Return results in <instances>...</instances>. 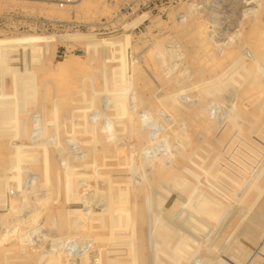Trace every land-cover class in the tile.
Masks as SVG:
<instances>
[{"label":"rangeland","instance_id":"rangeland-1","mask_svg":"<svg viewBox=\"0 0 264 264\" xmlns=\"http://www.w3.org/2000/svg\"><path fill=\"white\" fill-rule=\"evenodd\" d=\"M10 13L15 29L0 41L37 54L21 67L0 46L11 86L10 107L0 109V264H174L190 235L198 251L180 264H264V193L245 210L249 185L264 179V151L247 162L235 155L244 146L236 127L242 136L264 129V41L255 36L264 0H88L65 21L12 11L0 22ZM68 32L121 36L70 44ZM14 34L30 43L3 37ZM68 56L80 66L58 71ZM98 86L104 97L91 104ZM35 125L65 131L54 140ZM221 191L228 208L219 220L191 209Z\"/></svg>","mask_w":264,"mask_h":264},{"label":"bare ground","instance_id":"bare-ground-1","mask_svg":"<svg viewBox=\"0 0 264 264\" xmlns=\"http://www.w3.org/2000/svg\"><path fill=\"white\" fill-rule=\"evenodd\" d=\"M86 1H88V0H82V1H77L76 3H75V5L73 6H69V7H65V8H58V7H55V6H51V5H47V4H40V3H35V2H24V1H18V0H0V15H2L3 13H9V12H12V11H22L23 13H26V14H28V15H37V16H40V17H44V18H47V19H49V21L51 20L52 22L53 21H65L64 19H67L69 16H70V13L71 12H73V14H76V13H78V11H80L81 10V7L85 4L86 5ZM91 5V4H90ZM103 7V6H102ZM80 9V10H79ZM83 10V9H82ZM89 10V9H88ZM96 10H97V8H96ZM10 14H14V13H10ZM203 15V14H202ZM201 16V15H200ZM88 17V16H87ZM75 17H74V15H73V19H74ZM198 18V17H197ZM204 18V17H203ZM47 21V20H46ZM197 22V21H196ZM198 23V22H197ZM202 23H204L203 21L199 24V25H201ZM261 26V25H260ZM256 27H258V28H256L255 30H257V32L256 33H258V34H254L256 37H257V35H258V37L256 38V39H259V40H263L264 41V37H262V35L264 34V26H263V28L262 29H260L259 28V26L258 25H256ZM199 28H201V27H199ZM198 27L197 28H195V31H198V30H196V29H199ZM206 28V27H205ZM213 28V31H215L214 29H217V26L216 25H212L211 26V29ZM255 28V27H254ZM202 29V28H201ZM201 29H200V31H201ZM209 29V28H208ZM31 30H33L32 28H31ZM260 30H261V32H260ZM203 31H205V30H203ZM217 31V30H216ZM209 32V31H208ZM15 33H17V31L15 32ZM165 33V32H164ZM203 33V32H202ZM205 33H206V35L208 34L207 33V31H205ZM260 33H262V34H260ZM26 34V33H25ZM200 34V33H199ZM198 34V35H199ZM210 34V33H209ZM262 37H260V36ZM2 36V35H1ZM0 36V37H1ZM120 36H121V32H115V33H111V34H88V35H84V34H76V33H70V32H68V34H67V39L69 40V42H70V44H72V43H74V42H76V41H80V42H90V41H101L102 42V44H104V45H107L108 43H110V42H113L115 39H117V38H120ZM200 36H201V34H200ZM202 36H204V35H202ZM202 36H201V39H202ZM264 36V35H263ZM3 37H5V38H7V39H9V40H11V41H21V42H28V43H30V39H29V37L27 36V35H25V36H23V35H20V34H14V35H11V36H9V35H6V36H3ZM163 37V36H162ZM207 37V39L206 40H203L204 39V37H203V41H207V45H208V43L209 44H211L210 42L212 41V38H210V35L209 36H206ZM208 37H209V39L211 40L210 42H209V40H208ZM212 37H213V35H212ZM260 37V38H259ZM205 44V43H204ZM203 44V45H204ZM153 45V44H152ZM199 45H200V43H199ZM202 45V44H201ZM199 46V48L200 47H204V46H207V45H204V46ZM0 46L1 47H3V50L9 55V56H12V57H14V61H15V63H16V65H18V66H21V65H24V64H26V62L27 61H30L31 63H34L35 62V57H36V54H37V52H36V54H33V55H27L24 51H22V50H19V49H16L13 45H10V44H8L7 42H5V41H0ZM209 47H211V46H208V48ZM183 48H185L184 46H183ZM193 48V47H192ZM201 48V49H202ZM206 48V47H205ZM205 48H203V49H205ZM2 49V48H1ZM23 49V48H22ZM157 49V48H156ZM24 50V49H23ZM191 50V49H190ZM196 50V49H195ZM194 50V51H195ZM200 50V49H199ZM199 50H198V52H199ZM189 51V50H188ZM193 51V52H194ZM165 53V52H164ZM183 54H184V52H182ZM127 55V54H126ZM116 56V55H115ZM69 57V56H68ZM129 57V56H128ZM179 57V56H178ZM104 58V57H103ZM171 58V57H170ZM173 58V57H172ZM175 58H176V56H175ZM120 59V58H119ZM159 59V58H158ZM161 60H162V57L160 58ZM103 60V59H102ZM114 59H112V61H113ZM168 60V59H167ZM80 61H81V59L79 58V57H69V59H67V60H65V61H63V62H56V63H54V66L56 67V69L59 71V70H67V69H76V68H78V66H80ZM108 62V61H107ZM111 62V61H110ZM162 62V61H161ZM50 64H52V63H50ZM117 64V63H116ZM119 64V63H118ZM123 64V63H122ZM163 64V63H162ZM238 64V63H237ZM106 65V64H105ZM120 65V64H119ZM161 64H159V66H160ZM114 66V65H113ZM122 66V65H121ZM157 66V65H156ZM22 67V66H21ZM103 67V66H102ZM119 67V66H118ZM110 68L111 67H109V69L108 70H110ZM24 69V68H23ZM23 69H21V70H23ZM100 69V68H99ZM98 69V70H99ZM121 69V68H120ZM126 69V68H125ZM33 70V69H32ZM25 71H29L28 69L27 70H25ZM68 71V70H67ZM70 71V70H69ZM111 71H112V69H111ZM121 70H115V73H118V72H120ZM127 71V70H126ZM230 71V70H229ZM33 72V71H32ZM61 72V71H60ZM59 72V73H60ZM105 72V71H104ZM109 72V71H108ZM98 73V72H97ZM99 73H100V71H99ZM69 74V73H68ZM106 74H108V73H106ZM106 74H104V75H106ZM119 74V73H118ZM260 74V73H259ZM258 74V75H259ZM64 75V74H63ZM103 75V74H102ZM195 75V74H194ZM197 75V74H196ZM262 75H264V74H262ZM78 76V75H77ZM224 76V75H223ZM226 76V75H225ZM48 77H50L49 75H48ZM102 77V76H101ZM126 77V76H125ZM264 77V76H263ZM128 78V77H127ZM255 78H257V75H256V77ZM129 80V79H128ZM44 81V80H43ZM249 81V80H248ZM248 81H246V83L248 82ZM49 83H50V81H49ZM245 84V83H244ZM243 84V85H244ZM257 84V82H253L252 83V86H254V85H256ZM102 86V85H101ZM123 86V85H122ZM252 86H251V88H252ZM98 87H100V86H98ZM103 87V86H102ZM102 87H100V88H97L96 90H93L94 92L91 94L92 95V97H91V99H90V103L91 104H94V101H96V100H98L99 98H100V96H102V94H103V91H105L104 89H102ZM250 88V89H251ZM95 89V88H94ZM248 90V89H247ZM246 90V91H247ZM182 91V90H181ZM245 91V92H246ZM263 91V90H262ZM10 92H11V86H10V80H9V78L7 77V75L4 73V65H1L0 64V109H5V108H8V107H10V104H9V100L8 99H4V98H6L7 96H9L10 95ZM257 93H259L258 91H257ZM102 97H104V96H102ZM103 99V98H102ZM101 99H99V101H100ZM59 101V100H58ZM99 101H98V103H99ZM81 103V102H80ZM97 103V104H98ZM101 103H103V102H101ZM222 103V102H221ZM235 103H236V101H235ZM64 104V103H63ZM70 104V103H69ZM99 105L100 104H98V106H97V108L99 107ZM104 105V104H103ZM69 106V105H68ZM70 107V106H69ZM67 108V107H66ZM96 108V107H95ZM100 109H101V106H100ZM70 110H72L71 109V107H70ZM104 110V109H103ZM56 111V110H55ZM73 111V110H72ZM264 111V110H263ZM262 111V112H263ZM68 112H69V109H68ZM68 112H67V114H68ZM74 112V111H73ZM99 112V111H98ZM103 112V111H102ZM200 112H201V109H200ZM215 112V111H214ZM52 114H54L53 115V117L51 118V120H52V122H56V124H57V120L55 119V116L57 115L56 113H52ZM51 114V115H52ZM135 114V113H134ZM133 114V115H134ZM202 114V116L201 117H204L203 116V113H201ZM262 114V113H261ZM76 115V114H75ZM99 115V114H98ZM68 116H69V114H68ZM262 116V115H261ZM66 117V116H65ZM65 117H64V119H65ZM98 117V116H97ZM144 117V116H143ZM17 118L19 119V121H22V122H24V119H26V118H24V117H22V116H19L18 114H17ZM73 118V117H72ZM99 118V117H98ZM198 118H199V116H198ZM259 118H260V116H259ZM4 125H3V128H8V127H11V125L13 124V121H12V119L10 118V117H8V116H5L4 117ZM70 119V118H69ZM73 120H75V118L73 119ZM210 120V119H209ZM208 120V121H209ZM60 121H62V120H60ZM69 122V121H68ZM73 122H75V121H73ZM66 123H67V121H66ZM65 123V124H66ZM44 124V123H43ZM42 124V125H43ZM63 124V123H62ZM41 125V126H42ZM67 125H69V123L67 124ZM66 125V126H67ZM102 125H104V124H102ZM56 126V125H55ZM54 126V127H55ZM59 126V125H58ZM70 126H72L71 124H70ZM235 126H237V124H235ZM234 126V127H235ZM239 126V125H238ZM35 128H37V133H39V134H41L42 136H46V133H48L50 130H49V128L51 127V126H46L45 125V127L43 128H41L42 130H38V125H35L34 126ZM60 127V126H59ZM57 128L56 129V132L54 131V129H53V127L52 128H50L51 130L53 129V131L55 132V135H53V139L55 140L56 138L55 137H57L56 135H59V133H61V130L63 129L64 130V128H62V127H60V128ZM64 127V126H63ZM69 127V126H68ZM99 127H100V125H99ZM62 128V129H61ZM101 128V127H100ZM99 128V129H100ZM239 128V127H238ZM237 127H236V129L237 130H235L236 131V134H238L236 137V139L238 140V139H240L239 141H237L236 143H235V145L236 144H239L240 142H243L244 144V146H243V149H242V151L240 152V153H238V154H235L236 155V157L238 158V162H240V159H242V161H243V159H244V161H246L245 159H247V161H249L250 160V158H251V160H253V158H257V156H259V157H261L260 156V153L261 152H263L264 150V144L263 143H261V145L258 143L259 142V139L261 138H264V132H263V130L262 129H257V127H256V130L257 131H254V132H251V133H248V134H246L245 133V136H242L241 134H240V132L239 131H241L240 130V128L238 129ZM33 129V128H32ZM71 129V128H70ZM77 129V128H76ZM75 129V130H76ZM251 129V128H250ZM49 130V131H48ZM101 130V129H100ZM252 130H255V128H253ZM251 130V131H252ZM259 130H262V131H259ZM65 131V130H64ZM68 131V130H67ZM249 131V130H248ZM247 131V132H248ZM20 132V131H19ZM27 133L29 134V133H31L32 134V131H31V128H28V130H27ZM50 133V132H49ZM71 133H73V132H71ZM19 134V133H18ZM23 134H25V133H23ZM51 134V133H50ZM35 135V134H34ZM34 135H31V136H34ZM62 135V134H61ZM69 135V134H68ZM68 137V136H67ZM66 137V138H67ZM47 138H49L48 136H47ZM51 138V137H50ZM59 138V137H58ZM63 138H65V137H63ZM51 140H52V138H51ZM61 140V139H60ZM257 140H258V142H257ZM264 140V139H263ZM65 141V140H64ZM67 141H68V139H67ZM67 143V142H66ZM65 143V144H66ZM70 144V143H69ZM38 145V144H37ZM61 145H62V143H61ZM68 145V144H67ZM241 145V144H240ZM67 148V147H66ZM236 149H238V147H236ZM70 150V149H69ZM239 150V149H238ZM261 154H263V153H261ZM235 157V158H236ZM258 161H259V159H257ZM246 161V162H247ZM251 163L252 162H254L253 164L255 165V163H256V160L254 159V161H250ZM249 162V163H250ZM262 164V163H261ZM258 168H259V166H258ZM262 168H263V166H262ZM261 169V168H260ZM264 169V168H263ZM263 169H261V170H263ZM253 170V169H252ZM256 170H258V169H256ZM260 173H262V171L260 172ZM263 174H264V171H263V173H262V176H263ZM260 175V174H259ZM254 179V178H253ZM252 179V180H253ZM257 179H259V180H256V182L254 183V182H252V183H254V184H252V186L251 185H249V188H250V191L248 190V194H250V195H252V194H254V198L252 199V200H248L249 202H248V206H245V210H246V208H247V211L248 210H250L251 208H253L255 205H258V204H256V203H258V201L261 199V197H262V194L264 193V179H262V180H260L261 178H257ZM254 180V181H255ZM224 186H225V184H223ZM222 185V186H223ZM230 185V184H229ZM228 184H226V188H227V190L229 189H231L233 186H229ZM232 185V184H231ZM245 186V182L244 181H240V182H238V188H240V187H244ZM251 186V187H250ZM222 188V187H221ZM224 189V188H223ZM231 191V190H230ZM222 192V191H221ZM219 192V194H220V198L219 199H214L215 197H216V195H214V193L213 192H211V195L209 196V197H207V198H197V200H199L198 202H199V204H198V207L197 208H194V207H192L193 205H191V209L192 210H194L195 211V209L196 210H199L200 208H201V206H203L204 208H202V213H203V218L205 219V221H215V220H219L221 217H222V215L226 212V209L228 208V205H227V201L226 200H228V197H227V193H224V192ZM209 195V194H208ZM264 195V194H263ZM251 196H249V198H250ZM24 198V197H23ZM244 198V197H243ZM246 198H247V196H246ZM263 199H264V197H262ZM263 199L261 200V201H263ZM201 200H202V203H201ZM231 200V199H230ZM18 201V200H17ZM260 203V202H259ZM230 204V203H229ZM239 204V203H238ZM243 204V203H242ZM236 205V204H235ZM231 206V205H230ZM233 209V208H232ZM240 209V208H239ZM255 209V208H254ZM19 210V209H18ZM222 211L223 213H221V212H219V211ZM240 210H242V208L240 209ZM253 210V209H252ZM239 211V210H238ZM254 211V210H253ZM258 211H260V212H257L258 213V218H261V220H262V222H264V204H259V207H258ZM243 212H245V211H243ZM249 212V211H248ZM235 213V212H234ZM236 213H237V211H236ZM233 214V213H232ZM231 214V215H232ZM247 214H251V211H250V213H247ZM236 215V214H235ZM240 215V214H239ZM245 215V214H244ZM252 215V214H251ZM227 216V215H226ZM241 216V215H240ZM202 217V216H201ZM229 217V216H228ZM233 217V216H232ZM231 216H230V218H232ZM247 217V216H246ZM254 216H251V218H253ZM242 218H244L243 216H242ZM241 218V219H242ZM250 218V217H249ZM248 217H247V219H249ZM255 218V217H254ZM257 218V219H258ZM1 219V218H0ZM200 219V218H199ZM202 219V218H201ZM235 219V218H234ZM233 219V220H234ZM247 219H246V221H247ZM203 220V219H202ZM202 220H201V223H203L202 222ZM229 220H231L232 221V219H229ZM245 220V219H244ZM224 221V220H223ZM250 221H252L251 219H250ZM255 221V220H254ZM191 222H193V221H191ZM227 222V221H226ZM239 222V221H238ZM237 222V223H238ZM245 222V221H244ZM243 222V223H244ZM18 223V222H17ZM194 223V222H193ZM192 223V224H193ZM210 223V222H209ZM212 223V222H211ZM214 223V222H213ZM212 223V224H213ZM219 223V222H218ZM217 223V224H218ZM222 223V222H221ZM229 223V222H228ZM260 223V222H259ZM192 224H191V226H192ZM197 224V223H196ZM233 224H234V222H233ZM242 224V223H241ZM15 225V224H14ZM20 224H18V226H19ZM194 225H195V223H194ZM216 225V224H215ZM204 226H206V225H204ZM203 226V227H204ZM217 226V225H216ZM228 226V225H227ZM231 226V225H230ZM16 227H17V225H15V229H16ZM194 227V229H195V226H193ZM207 227V226H206ZM243 227H245V226H243ZM13 228V229H14ZM18 228H21V227H18ZM191 229H192V227H190ZM199 228H201V226L199 227ZM198 228V229H199ZM215 228V227H214ZM222 228V227H221ZM227 228V227H226ZM225 227H224V229H226ZM249 228V227H248ZM264 227H262V229H263ZM12 229V230H13ZM197 229V228H196ZM208 229V228H204V231H202V233L203 232H205L206 230ZM213 229V228H212ZM230 229V228H229ZM238 229H239V227H238ZM244 229V228H243ZM200 230H202V229H200ZM214 230V229H213ZM240 230V229H239ZM242 230V229H241ZM240 230V231H241ZM253 230H255V229H253ZM208 231H210V230H208ZM221 231H223V229L221 230ZM220 231V232H221ZM234 231H237V229L235 230L234 229ZM212 232V231H211ZM211 232H210V234H211ZM232 232V231H231ZM230 232V233H231ZM242 232V231H241ZM240 232V233H241ZM249 233H251V231H248ZM264 232V231H263ZM195 233V232H194ZM216 233V232H215ZM221 233H224V232H221ZM235 233V232H234ZM237 233V232H236ZM245 233H247V232H245ZM196 234H198V232L196 233ZM200 234V233H199ZM208 234V233H207ZM217 234H219V231H218V233ZM232 234V233H231ZM238 234V233H237ZM237 234H236V236H237ZM244 234V233H243ZM252 234L254 235V233L252 232ZM250 235L249 234V236L251 237V236H253V235ZM258 234V233H257ZM261 234V232L259 233V235ZM212 235V234H211ZM241 235V234H240ZM239 235V236H240ZM248 235V234H247ZM190 236H192V235H190ZM189 236V238H187L186 240H183V242L182 243H184L185 245H186V254L185 255H183L184 253H185V250H184V252H182L183 254L182 255H178V253L177 254H173V256L174 257H172V258H174V260H175V262H174V264H180V263H178V260L180 261V259L183 261V259H185V260H189V258H191V255L193 254V255H195V253L198 251V249H197V251H196V249H194V245H192L191 246V244L193 243V236L192 237H190ZM208 236V235H207ZM213 236H214V233H213ZM216 236H218V235H216ZM245 236V235H244ZM255 236V235H254ZM261 236V235H260ZM210 237V236H209ZM223 237H224V235H223ZM258 237V236H257ZM24 238V237H23ZM213 238V237H212ZM227 238V237H226ZM249 238V237H248ZM205 239V238H204ZM215 239H216V237H215ZM214 239V240H215ZM219 239V238H218ZM251 239V238H250ZM258 239V238H257ZM262 239V238H261ZM208 240V239H207ZM248 240V239H247ZM256 240V239H255ZM196 241V240H195ZM231 241H232V239H231ZM241 242V241H240ZM254 242V241H253ZM253 242L251 243V244H253ZM256 242V241H255ZM254 242V243H255ZM258 242H259V240H258ZM244 243V242H243ZM194 244V243H193ZM196 244V243H195ZM202 244H203V242H202ZM207 245V244H206ZM229 245V244H228ZM239 245H241V244H239ZM254 245V244H253ZM204 246V245H203ZM202 246V247H203ZM249 246V245H248ZM254 246H256V245H254ZM258 246V245H257ZM198 247H200V246H198L197 245V247L196 248H198ZM207 247V246H206ZM225 247V246H224ZM253 247V246H252ZM201 248V247H200ZM220 248V247H219ZM239 248V247H238ZM223 249V248H222ZM227 249V248H226ZM241 249V248H240ZM256 249V248H255ZM261 249V248H260ZM193 250H195V252L193 251ZM204 250V249H203ZM229 250H231V249H229ZM207 251V250H206ZM214 251H217V250H214ZM232 251H234L233 249H232ZM236 251L237 250H235V253H236ZM242 251V250H241ZM178 252V251H177ZM212 252V251H211ZM219 252V251H218ZM218 252H217V254H218ZM225 252V251H224ZM223 253V252H222ZM238 253V252H237ZM241 253H243V252H241ZM181 254V253H180ZM205 254V253H204ZM225 254V253H224ZM227 254V253H226ZM228 254H230V256H231V254L232 253H228ZM238 254H240V253H238ZM220 256H221V253L219 254ZM219 256V257H220ZM226 256H229V255H226ZM237 256H240V255H236V257ZM246 256H247V254H246ZM193 257V256H192ZM218 257V258H219ZM223 257V256H222ZM225 257V256H224ZM223 257V258H224ZM236 257H234L235 259H236ZM252 257V256H251ZM250 257V258H251ZM264 257V256H263ZM194 258H195V256H194ZM193 258V259H194ZM197 258V257H196ZM201 258V257H200ZM229 258V257H228ZM230 258H233V256L232 257H230ZM233 258V260L235 261V259ZM239 258V257H238ZM248 259V258H247ZM173 260V259H172ZM200 260V259H199ZM219 260H221L220 258H219ZM218 260V261H219ZM223 261H224V259H222ZM225 260H227L226 258H225ZM250 260V259H249ZM189 261H191V260H189ZM214 261H216V260H214ZM222 261V262H223ZM229 261V259L227 260V262ZM236 261H240V259L238 260H236ZM198 264H199V262L200 261H196ZM242 262V261H241ZM240 262V263H241ZM211 264V262H209V261H207V262H205V264ZM216 263V262H215ZM229 263V262H228ZM184 264V263H183ZM188 264H189V262H188ZM213 264V263H212ZM220 264H221V262H220ZM222 264H224V262L222 263ZM227 264V263H226ZM230 264H231V262H230ZM233 264V263H232Z\"/></svg>","mask_w":264,"mask_h":264},{"label":"built area","instance_id":"built-area-1","mask_svg":"<svg viewBox=\"0 0 264 264\" xmlns=\"http://www.w3.org/2000/svg\"><path fill=\"white\" fill-rule=\"evenodd\" d=\"M18 1H24V2H35L40 4H47L51 6H55L58 8H67L69 6L75 5V3L79 0H18ZM14 14H9L8 17L4 18L3 21L0 22V36L4 34L7 31H11L12 29H15L16 20Z\"/></svg>","mask_w":264,"mask_h":264},{"label":"crops","instance_id":"crops-1","mask_svg":"<svg viewBox=\"0 0 264 264\" xmlns=\"http://www.w3.org/2000/svg\"><path fill=\"white\" fill-rule=\"evenodd\" d=\"M0 59H1V56H0ZM0 64H1V62H0Z\"/></svg>","mask_w":264,"mask_h":264}]
</instances>
